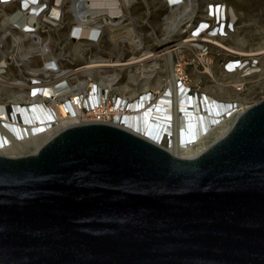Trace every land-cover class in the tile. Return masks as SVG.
Returning a JSON list of instances; mask_svg holds the SVG:
<instances>
[{
    "label": "water",
    "instance_id": "obj_1",
    "mask_svg": "<svg viewBox=\"0 0 264 264\" xmlns=\"http://www.w3.org/2000/svg\"><path fill=\"white\" fill-rule=\"evenodd\" d=\"M0 264H264V97L193 158L100 123L0 154Z\"/></svg>",
    "mask_w": 264,
    "mask_h": 264
},
{
    "label": "built area",
    "instance_id": "obj_2",
    "mask_svg": "<svg viewBox=\"0 0 264 264\" xmlns=\"http://www.w3.org/2000/svg\"><path fill=\"white\" fill-rule=\"evenodd\" d=\"M68 1L73 0H0V141H8L5 146L33 141L43 137L46 132L47 141L68 127L66 122L71 115L77 116V124L100 123L119 126L124 114L129 111L131 103L126 102L129 100L121 98L114 88L108 91L105 86H101L100 78L111 75L113 71L101 69L100 77L97 73L94 76L96 79L88 78L80 72L75 74L73 72L82 69L86 63L97 57L114 59V56L104 50L106 42L116 46L128 45L129 54L124 57V54L120 53L121 60H127L132 56L139 57L144 53L136 51L128 43L123 37L122 30L115 41H111L109 37L108 29L120 30L117 29L118 26L129 17L128 8L131 0H110L116 4L115 7L112 6V10H118V13L113 15L98 12V5L94 6L90 0L89 10L92 13L90 15L97 21L88 22L87 26L92 28L86 30L87 35L82 33L83 29L76 26L73 16L67 13ZM186 1L163 0L168 9H171L172 5L183 4ZM31 6L37 9H32ZM194 13L188 14V17H181V23L176 30L181 36L179 42L195 34L200 37L190 42L191 47L183 48L181 53H175L176 60L168 75L173 77L178 87L184 88V96L195 97L197 94L192 92L188 67L192 66L196 71L201 70L211 76L205 68L211 64L213 70L212 55H218L220 59L217 65L223 77L241 70L239 78L243 81L229 85L232 91L241 95L246 88L245 77L258 70L255 62L258 61L257 56L251 61L244 60L235 55H227L221 48L203 41L205 36L220 37L224 40L233 28L234 23H230L226 5L207 4L206 17H195ZM102 16L107 18V22L103 23ZM109 19L115 23L119 20L120 23L111 27ZM98 24L100 26H97ZM62 33L63 35L59 36ZM138 38L141 39L135 35L136 41ZM75 45H79L80 48L73 54L70 50ZM30 47L35 48L36 52L24 56L30 51ZM38 50L40 51L37 52ZM151 63L152 61L145 62L149 67ZM137 69L138 64L128 70L122 69L119 72V81L125 76L127 83V73L132 71L135 74ZM142 96L138 95L135 101ZM150 96H153L152 91L146 93L148 103L157 97L154 95L151 99ZM71 97H77L82 102L81 107L77 105L76 111L74 108L76 104L70 103ZM231 102L229 106H234L235 109L244 107L239 113L253 104H242L235 100ZM62 107H65L67 117H63ZM28 154L33 153L16 156Z\"/></svg>",
    "mask_w": 264,
    "mask_h": 264
},
{
    "label": "bare ground",
    "instance_id": "obj_3",
    "mask_svg": "<svg viewBox=\"0 0 264 264\" xmlns=\"http://www.w3.org/2000/svg\"><path fill=\"white\" fill-rule=\"evenodd\" d=\"M78 1L82 4V6L77 10L78 12L75 24L77 27L83 29L82 33L84 35H87L88 31L86 32V30L92 28L87 26L88 22H96L97 20H94V17L90 15L92 14L89 10L90 0ZM169 1L176 2L178 0ZM92 2L94 6L98 5V12L103 11V13H108L109 15L118 13V10H112V6L115 7L116 5L114 1L111 2L110 0H92ZM170 7V10L174 12L172 14V18H168L169 22L166 28L168 34L173 33L177 29V27L181 23V17H188V14L194 13V6L191 0H187L186 2H183V4H176L175 6L172 5ZM30 8L37 9V7L35 6H31ZM103 8L105 9L103 10ZM180 9L183 10L178 12V10ZM57 12L58 10L56 8V13ZM228 13L230 17V23H235L237 18L231 7L228 8ZM102 19L103 23L107 22V18L105 16H102ZM119 23V20L115 23L113 20L109 19V25L111 27H114ZM120 25L117 28L120 30L117 31L115 29L107 28L109 30L110 40L115 41V39H117L116 37L121 35L122 29H128L127 35L123 37L127 39L128 43L132 45V47H134L136 51H141L142 41L139 38L137 41L134 39L136 33L134 32L133 27L130 26L131 21H128V19L126 18V20L123 21V24L121 26ZM97 26L100 25L98 24ZM199 37L200 36L197 34L189 36L177 43V45H175L176 48H165L164 50H162L165 51L162 55H164L163 57L165 61L169 63L170 68L172 66V62L170 61L171 53H181L183 51V48L191 47L190 42L196 41ZM203 41L211 43L217 48H221L227 55H235L240 58H244V60L251 61L256 56L261 55V58L258 59V62H260L261 60V64H263L264 41L257 47L250 48L248 51H243L241 49L246 47L243 42L241 43L242 45H240V47H237L236 43L239 42L238 39L234 44L236 45L235 48L230 47L229 45H223L222 42H224V40H222V38L220 37L218 38L215 36H205ZM79 48V45H75L71 48L70 52L75 54L79 50ZM29 50L30 51L27 52V54L24 56H29L31 53L36 52V49L32 47H30ZM39 51L40 50H38L37 52ZM120 58V54L115 56L114 59L97 57L96 59H93L86 63L87 65L83 66L82 69L73 72V74L80 72V74L85 75L88 78L96 79L94 78V76H96V73L97 75H99L101 69H104L105 71H113L111 75L100 78L101 86H105L108 91H112L114 88V90L119 93V96L121 98L129 100L125 101L131 103L128 107L129 111L127 113L125 112L126 114H124V118L122 119L120 124H118L119 126L115 124L114 126L121 127L127 131H130L147 139L151 143L164 148L173 156L180 158V155H185V157H188L199 146L205 145V142L209 138H211L214 133L219 132L220 129L224 126V124L220 125L217 123H226L225 121L234 122L238 113L244 109V107H242V109H235L234 106L230 107L229 101L231 96L224 95L226 96V101L215 99L213 97V95L215 94L213 90H208V95H205L204 93L203 95H197L196 97L190 95L184 96V88L178 87L172 76L166 75L164 79H162L161 77L158 78L159 73H157V71L160 70V67H158L157 65L158 56L152 54L151 52L144 51V53H142L139 57L132 56L127 60H121ZM149 61H152L150 67L145 64V62L147 63ZM137 64L138 69L135 74L134 72L130 71L129 73H127V83L120 84L119 72L122 69L128 70V68ZM205 69L207 73H212L211 64ZM240 71L241 70H236V73L230 75V77H233V79H235L234 81H232L233 84L243 81L239 78L241 73ZM263 74L264 70L262 71L261 75ZM211 76L213 80L214 78H216L212 74ZM142 81L146 82L142 85L141 89L140 84L142 83ZM156 83L158 87H156ZM216 85L219 92H225V90L221 88L226 86L225 84L217 82ZM149 91H152L153 95L149 98H154V95H157V97H155L154 101L148 103L147 100L149 99L146 98V93ZM234 93L235 97L233 99H236L235 102L246 104L244 99L240 98L236 92ZM140 94L143 95L141 99L135 101V98H137V96ZM126 95L127 97H125ZM70 103L76 104V106H74L75 111L78 104L80 107L82 105L81 100L77 97H71ZM66 108L69 109L68 105H66ZM61 111L63 117H67V114H65V107H62ZM77 121V116L73 117L71 115L70 118H68V122H66V125L70 126L77 124ZM47 134L48 132L43 134V137L37 138L33 141H38L39 139L46 138ZM163 141H165L167 144L169 143V148H167L168 150L165 147L161 146ZM6 142L8 141H0V154L9 156L10 154H13L11 156H16L24 153H34L32 150L33 148L25 146V144L30 141H25L23 144L21 143L12 146H5Z\"/></svg>",
    "mask_w": 264,
    "mask_h": 264
},
{
    "label": "rangeland",
    "instance_id": "obj_4",
    "mask_svg": "<svg viewBox=\"0 0 264 264\" xmlns=\"http://www.w3.org/2000/svg\"><path fill=\"white\" fill-rule=\"evenodd\" d=\"M194 6V16L195 17H206L205 10L206 5L210 3H223L228 8L231 7L236 15V21L233 24V28L230 32L227 33V36L224 38V44L229 45L230 47L235 48L240 47L243 42L246 47L241 48L243 51H248L252 47H257L264 41V0H191ZM66 11L70 15L73 16L74 20L77 19V10L80 9L82 4L78 0H73L72 2H67ZM57 8V7H56ZM58 10V8H57ZM183 9L178 10V12ZM174 11L167 8L166 4L163 0H131L130 6L128 8L129 17H127L128 21H131V27H133L135 35H138L142 41V50L148 51L152 54L158 56L157 65L160 67V70L157 71L159 73L158 78H165L170 71V65L165 61L164 55H162L165 51V48H176L175 45L179 43L181 36L178 34L177 30L171 34L167 32L168 26V18H172V14ZM191 16V15H190ZM166 18V20H164ZM124 36L127 35L128 29H122ZM63 35L62 34H59ZM165 35V36H164ZM238 39V43H236ZM169 40V41H168ZM236 43V45H234ZM128 45L122 44V46L110 45L106 42L105 52H108L109 55L117 56L120 53L124 54V57H127L128 53ZM160 55V56H159ZM189 56V55H185ZM214 60L213 70H211V74L215 76L214 80L212 76H209L204 71L198 70L196 71L192 66L188 67V71L191 76V86L192 92L201 96L205 93L208 95V90H213L215 93L213 97L220 101H226V96H231L230 101H234L233 99L234 91L230 88V84L233 77L227 76L223 77L221 75L220 67L217 65L220 56L212 55ZM257 58H261V55H258ZM256 58V59H257ZM176 60L175 52L171 53V62L172 64ZM79 62V61H78ZM257 63L258 70L255 73H251L245 77L246 88L241 95L240 98L244 99L246 103L259 101L264 97V74L262 71L264 70V59L263 64L255 60ZM259 63V65H258ZM145 72V68H144ZM210 74V75H211ZM160 81V80H159ZM120 84L126 83L125 76H122L120 79ZM146 81H142L140 87L142 89V85ZM223 83L226 86L221 87L225 90V92H219L216 83ZM126 87V86H125ZM124 87V88H125ZM156 87L157 83H156ZM126 90V89H125ZM196 95V96H197ZM195 96V97H196ZM224 96V97H223ZM226 99V100H225ZM219 101V102H220ZM232 103V102H231ZM230 104V103H229ZM178 115V114H177ZM217 124H224V126L220 129L219 132L214 133L211 138H209L205 145L199 146L193 153H191L188 157L185 155H180V158H192L199 155L203 152L211 143L222 137L231 127L233 121H225ZM46 138L39 139L38 141H30L25 146H29L33 148V152H35L44 142ZM167 145V147H166ZM161 146L166 149L169 148V143L167 144L165 141L162 142ZM168 150V149H167ZM32 153V152H31ZM13 154H10V156Z\"/></svg>",
    "mask_w": 264,
    "mask_h": 264
}]
</instances>
